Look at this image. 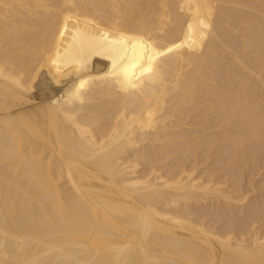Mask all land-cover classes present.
<instances>
[{"label":"bare ground","instance_id":"bare-ground-1","mask_svg":"<svg viewBox=\"0 0 264 264\" xmlns=\"http://www.w3.org/2000/svg\"><path fill=\"white\" fill-rule=\"evenodd\" d=\"M0 264H264V0H0Z\"/></svg>","mask_w":264,"mask_h":264},{"label":"rangeland","instance_id":"rangeland-1","mask_svg":"<svg viewBox=\"0 0 264 264\" xmlns=\"http://www.w3.org/2000/svg\"><path fill=\"white\" fill-rule=\"evenodd\" d=\"M243 192H246L245 190H243Z\"/></svg>","mask_w":264,"mask_h":264}]
</instances>
